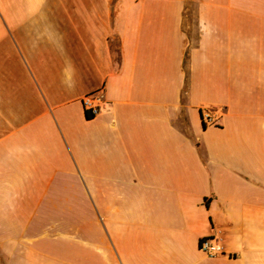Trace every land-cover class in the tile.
I'll return each mask as SVG.
<instances>
[{"label": "crops", "instance_id": "1", "mask_svg": "<svg viewBox=\"0 0 264 264\" xmlns=\"http://www.w3.org/2000/svg\"><path fill=\"white\" fill-rule=\"evenodd\" d=\"M0 256L264 264V0H0Z\"/></svg>", "mask_w": 264, "mask_h": 264}, {"label": "built area", "instance_id": "2", "mask_svg": "<svg viewBox=\"0 0 264 264\" xmlns=\"http://www.w3.org/2000/svg\"><path fill=\"white\" fill-rule=\"evenodd\" d=\"M82 105L89 116H96L109 107V102L104 98L103 89L94 94L82 98ZM201 120L204 126H212L221 116L222 110L214 107L201 109ZM199 250L208 258H215L225 255V251L218 234H212L202 238L199 243Z\"/></svg>", "mask_w": 264, "mask_h": 264}, {"label": "rangeland", "instance_id": "3", "mask_svg": "<svg viewBox=\"0 0 264 264\" xmlns=\"http://www.w3.org/2000/svg\"><path fill=\"white\" fill-rule=\"evenodd\" d=\"M0 264H3V261H2V259H1V256H0Z\"/></svg>", "mask_w": 264, "mask_h": 264}]
</instances>
